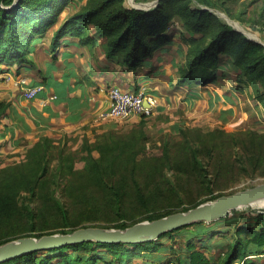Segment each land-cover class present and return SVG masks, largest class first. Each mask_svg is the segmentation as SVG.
I'll return each instance as SVG.
<instances>
[{
  "label": "rangeland",
  "instance_id": "obj_1",
  "mask_svg": "<svg viewBox=\"0 0 264 264\" xmlns=\"http://www.w3.org/2000/svg\"><path fill=\"white\" fill-rule=\"evenodd\" d=\"M99 1L72 0L60 15L58 25L74 12L91 8ZM154 1L156 5L160 0H134L137 6ZM131 2L124 1L126 5H132ZM170 3L171 0L165 3L164 14L168 15L164 29L168 39L155 50L154 64L134 71L107 58L111 63L109 76L91 81L96 82V89L98 82L103 83L107 92L113 84L128 89L145 86L157 100L175 88L179 97L173 98L172 108L161 104L146 115L117 119L109 116L103 105L104 110L98 115H86L79 130L50 127L33 137L13 140L5 126L6 116L12 115L11 107L4 100L8 106L0 118V240L70 232L89 225L130 226L149 220L148 216L184 211L219 194L264 182L263 83L258 78L249 80L243 68L228 61V55H221V69L227 75L196 88L200 97L191 98L193 90L166 81L168 76L159 74L158 56L171 66L176 77L191 57L190 42L184 37L188 34L184 21ZM184 3L209 9L217 19L264 45V0L176 1L179 6ZM52 34L49 31L36 41V49L46 46L43 54L50 60ZM208 37L207 34L205 40ZM98 40L104 49L105 40ZM37 53L33 51L34 57ZM49 62L43 66L38 60L33 66L21 67L18 73L16 64L4 66L2 71H9L12 79L0 78L1 87H10H2L0 92L13 89L19 96L24 87L45 85L53 73L52 68L47 70L53 64ZM23 102L27 101L23 98ZM95 158L101 159L108 170L99 173L98 178L92 176L97 172L92 169L103 164H95ZM112 159L115 162L109 165ZM116 191L123 216L117 213ZM30 208L36 214L29 212ZM260 208L254 204L235 210L251 215ZM244 216H240V223L246 222ZM215 221L206 222L201 233L195 231L198 226L190 225L167 232L153 244H146L150 249L132 248L134 252L122 253V257L129 255V261L136 264H188L192 250L188 244L194 243L195 247H202L212 264H220L235 231L231 223L214 224ZM194 231L197 234L190 238ZM250 259H257L253 264H260L264 254L249 255L233 264H244Z\"/></svg>",
  "mask_w": 264,
  "mask_h": 264
},
{
  "label": "trees",
  "instance_id": "obj_2",
  "mask_svg": "<svg viewBox=\"0 0 264 264\" xmlns=\"http://www.w3.org/2000/svg\"><path fill=\"white\" fill-rule=\"evenodd\" d=\"M124 1L100 0L91 8L74 12L58 25L60 15L72 0H0V66L16 64L18 66L16 72H18L23 66L35 65L33 51L38 44L36 41L44 38L49 31H53L50 42L53 61L58 56V48L63 43L71 44L72 39H78L81 45L91 46L97 45L98 39H104V50L109 60H114L134 71L140 66L152 65L155 50L162 47L168 39L164 33L165 20L168 16L164 15L165 3L168 0H160L149 9L126 5ZM176 1L171 0L170 6L180 13L189 34V36L184 34V37L188 39L191 46V57L187 60V65L179 68L177 86H186L193 90L190 92L191 98L200 97L196 88L227 75L221 69V55H228L230 57L228 61L231 64L243 68L249 80L258 78L264 85V45L262 43L249 39L241 30L217 19L209 9L192 8L185 3L179 6ZM90 25H93L92 30ZM207 34L209 37L205 40ZM7 104L6 101L0 100V118L6 111ZM94 161L95 164L102 163L101 159L95 158ZM114 162L115 159L110 160L109 165ZM102 164L100 168L92 169L97 171L92 176L98 178L99 173L108 171L104 167L105 163ZM115 194L117 213L123 216L118 192L116 191ZM220 195L222 194L218 196ZM13 197L10 198L13 199ZM28 211L33 215L36 214L31 208ZM233 212L214 222V224L224 221L231 223L235 231L230 247L223 252L225 256L220 264H233L237 260H244L249 255L259 257L264 254V211L254 210L255 213L251 215H246L239 210ZM169 213L155 217L148 216V219L153 220ZM240 216L247 218L245 223H240ZM127 226L124 223L118 228ZM187 226L168 232L183 230ZM190 226H198L195 231L201 233L206 227V222L197 221ZM195 231L189 235L190 238L197 234ZM41 235L43 234L33 236ZM199 237L202 238V236ZM6 241L9 240H0V244ZM153 241L136 243L85 241L29 252L0 264H136L129 261V255L123 259L122 253L134 252L132 248L150 249V246L146 247V244H153ZM188 245L189 249H192L188 255V264H212V260L206 252L202 251V247L197 248L194 243ZM203 245H206V241H203ZM256 260H245L243 263L253 264ZM259 262L264 264L263 261ZM160 264H167V262Z\"/></svg>",
  "mask_w": 264,
  "mask_h": 264
},
{
  "label": "crops",
  "instance_id": "obj_3",
  "mask_svg": "<svg viewBox=\"0 0 264 264\" xmlns=\"http://www.w3.org/2000/svg\"><path fill=\"white\" fill-rule=\"evenodd\" d=\"M72 41L71 44L63 43L58 48V56L54 60L57 65L54 64L53 59L50 60L45 55L46 53L43 54V52H46V46L36 49L39 55L34 57L33 54L35 61L40 60L43 66L47 61H51L49 62L51 64L53 63L47 67V70L52 68L53 73L45 81V89L41 90L36 97L27 99L23 97V93L20 94L21 92L18 96L17 90L15 92L13 89L0 92L2 100L10 103L9 112L12 115L6 116L5 126L6 130L11 132L10 136H13V140L22 139L25 136L33 137L32 135H35L38 131L50 127L58 128L59 130L70 127L79 130L82 128L81 121L86 118V115H98L102 111L103 105L108 111L110 101L106 90L107 87L103 83L98 82L99 88L96 89L94 84L96 82L91 81L97 77L101 81L104 76H109V64L111 63L107 61L106 52L100 42L91 46L79 44L78 39H72ZM156 62L161 65L159 66V70H161L159 74L168 76L166 81H177L178 77H176L175 72L170 70V65L164 64L161 56H158ZM4 66L6 65L2 64L0 69L4 70ZM45 85L42 86L44 87ZM2 87L10 88L9 86ZM2 87L0 84V88ZM162 87L166 86L163 84ZM172 90L170 94L167 93L166 97L158 98L159 101L156 99L157 104L152 109V112L161 104H166V108H172L173 98L177 100L179 97L178 89L173 88ZM23 98L27 102H23ZM21 104H25V107H20ZM30 118H32V122H30Z\"/></svg>",
  "mask_w": 264,
  "mask_h": 264
},
{
  "label": "water",
  "instance_id": "obj_4",
  "mask_svg": "<svg viewBox=\"0 0 264 264\" xmlns=\"http://www.w3.org/2000/svg\"><path fill=\"white\" fill-rule=\"evenodd\" d=\"M131 1L132 5L141 9H148L155 5V1L145 3L144 6H137L134 0ZM145 104L148 105L147 101ZM261 201H264V182L229 194H222L184 211L172 212L153 220L138 221L126 228L89 225L70 232L43 234L39 237L23 236L0 244V263L29 252L85 241L136 243L155 240L168 231L197 221L219 220L227 217L235 209L258 205ZM258 211H264V207Z\"/></svg>",
  "mask_w": 264,
  "mask_h": 264
},
{
  "label": "built area",
  "instance_id": "obj_5",
  "mask_svg": "<svg viewBox=\"0 0 264 264\" xmlns=\"http://www.w3.org/2000/svg\"><path fill=\"white\" fill-rule=\"evenodd\" d=\"M0 78L9 81L12 79V74L9 71H0ZM41 90L42 85H30L22 88V93L25 98L32 99ZM108 95L110 101L108 115L117 119L148 114L157 104L154 95L149 93L145 86L138 90H132L113 84L108 89ZM145 101L148 105L145 104Z\"/></svg>",
  "mask_w": 264,
  "mask_h": 264
},
{
  "label": "bare ground",
  "instance_id": "obj_6",
  "mask_svg": "<svg viewBox=\"0 0 264 264\" xmlns=\"http://www.w3.org/2000/svg\"><path fill=\"white\" fill-rule=\"evenodd\" d=\"M260 207H264V201L259 202L258 204Z\"/></svg>",
  "mask_w": 264,
  "mask_h": 264
}]
</instances>
